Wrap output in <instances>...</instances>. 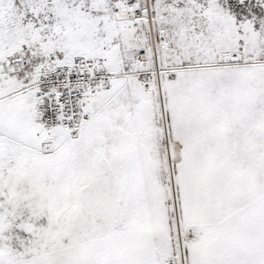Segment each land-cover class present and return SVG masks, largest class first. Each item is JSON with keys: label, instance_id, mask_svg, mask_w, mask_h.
<instances>
[{"label": "snow or ice", "instance_id": "6c2138e0", "mask_svg": "<svg viewBox=\"0 0 264 264\" xmlns=\"http://www.w3.org/2000/svg\"><path fill=\"white\" fill-rule=\"evenodd\" d=\"M0 264H264V0H0Z\"/></svg>", "mask_w": 264, "mask_h": 264}]
</instances>
